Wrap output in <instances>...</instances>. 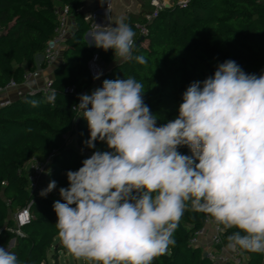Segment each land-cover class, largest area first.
Returning a JSON list of instances; mask_svg holds the SVG:
<instances>
[{
  "label": "clouds",
  "instance_id": "clouds-1",
  "mask_svg": "<svg viewBox=\"0 0 264 264\" xmlns=\"http://www.w3.org/2000/svg\"><path fill=\"white\" fill-rule=\"evenodd\" d=\"M97 26L91 45L112 50L119 64L133 59L130 24L118 18ZM135 59L147 64L144 56ZM144 92L129 77L105 79L79 96L86 147L101 141L109 151H94L66 173L63 202L53 203L65 248L94 264H152L175 245L173 233L190 202L222 230L237 229L228 248L264 254V72L248 74L234 60L219 63L212 76L190 83L178 116L160 126ZM55 188L52 180L40 195ZM0 264L20 262L0 247Z\"/></svg>",
  "mask_w": 264,
  "mask_h": 264
},
{
  "label": "trees",
  "instance_id": "trees-1",
  "mask_svg": "<svg viewBox=\"0 0 264 264\" xmlns=\"http://www.w3.org/2000/svg\"><path fill=\"white\" fill-rule=\"evenodd\" d=\"M82 1L57 0L67 7L73 30L52 69L50 88L11 98L0 107V247L7 249L14 240L8 251L20 264H48V253L60 238L53 203L61 200L59 189L68 187L66 173L78 170L94 151H109L101 141L93 149L86 147L89 129L82 113L74 109L78 99L64 94L68 87L79 94L93 86L87 62L94 52L109 65L96 88L105 79L135 78L143 84V99L156 115L157 126L178 116L183 92L193 81L212 76L219 63L234 60L248 74L264 72V0H172V5L155 14L151 7L139 15L129 14L124 21L135 32L136 46L133 59L121 64L114 61L112 50L86 44L90 25L80 11ZM55 10L53 0H0V89L11 81L20 87L24 76L35 71V58L58 24ZM139 28L146 31L143 37ZM136 56H144L147 64L138 63ZM53 93L55 101L49 102ZM179 151L191 155L187 147ZM31 159L48 160V180L56 181L55 197L30 193L21 168ZM29 204L31 219L21 227L22 236H16L10 231L14 228L11 217ZM204 216L191 210L189 202L173 233L175 245L152 264H212L200 248L190 244ZM234 231L223 230L224 245ZM237 249L246 256V264H264V254Z\"/></svg>",
  "mask_w": 264,
  "mask_h": 264
},
{
  "label": "built area",
  "instance_id": "built-area-1",
  "mask_svg": "<svg viewBox=\"0 0 264 264\" xmlns=\"http://www.w3.org/2000/svg\"><path fill=\"white\" fill-rule=\"evenodd\" d=\"M150 6L154 9L153 14L162 8L159 0H152ZM110 11L111 1L108 0L105 8L96 10L90 15H85V20L89 23L90 29L85 34L84 40L90 48H95L94 45H91L90 33L97 29V25L107 26L110 23ZM55 12L58 24L54 30L52 39L47 42L44 51L41 53V59L39 60L37 69L24 76V83L20 87L11 81L7 86L0 89V107L9 104L10 98L2 97L8 92H14L15 97H22L25 94H33L36 91L45 92L50 88L51 79H46L43 85L39 88L27 89L26 91L20 89L27 82L38 79L44 68L52 70L61 60L66 40L72 33V26L70 23L71 16L67 12V7H63L61 11L56 9ZM139 32L142 37L146 34L144 28H139ZM87 69L92 79L98 74L100 78L104 73V69L97 52H94L87 62ZM98 80L99 79H93V85H96ZM64 94L76 96L79 103V96L81 94H87V91L76 94L73 87H68L64 90ZM74 109L77 112H80L78 108L75 107ZM48 163V160L39 161L37 159H31L22 166L21 170L24 171L26 175L31 194L40 195V192L47 187L49 183ZM50 196L55 197L56 195L52 191L45 197ZM30 204L20 209L11 217L14 223V228L10 231L16 236H22L21 227L26 225L31 219L29 214ZM208 230L210 231L207 235ZM222 235L223 230L221 226L218 225L209 215L205 214L204 224L193 234L190 239V244L191 246L200 248L202 253L206 255L205 258H207L212 264H246V256L243 255L237 248L230 249L227 247V244L224 245L222 242ZM205 238H207L206 243L202 241Z\"/></svg>",
  "mask_w": 264,
  "mask_h": 264
},
{
  "label": "rangeland",
  "instance_id": "rangeland-1",
  "mask_svg": "<svg viewBox=\"0 0 264 264\" xmlns=\"http://www.w3.org/2000/svg\"><path fill=\"white\" fill-rule=\"evenodd\" d=\"M108 0L96 1V0H83L80 5V11L84 15H90L95 10L97 6H101L100 9L106 7V2ZM111 1V21L118 18L127 17L129 14L139 15L145 11H151L150 3L152 0H109ZM162 7L172 5V0H159ZM55 9L61 11L64 6L60 5L57 0H53ZM179 2H182L181 0ZM151 7V8H150ZM90 12V13H88ZM152 12L154 9L152 8ZM147 17V15H146ZM72 19V18H71ZM70 19V20H71ZM145 46V43L143 44ZM106 67L104 66L103 69ZM40 78V77H38ZM96 89V85H93L87 90V94H91L93 90ZM6 95V94H4ZM9 96V94H7ZM1 97V95H0ZM11 241V240H10ZM57 251V253L55 252ZM56 254V258L53 255ZM48 264H94V262H89L83 258H76L72 253H70L63 245L61 238H57L51 248L50 253H48Z\"/></svg>",
  "mask_w": 264,
  "mask_h": 264
},
{
  "label": "crops",
  "instance_id": "crops-1",
  "mask_svg": "<svg viewBox=\"0 0 264 264\" xmlns=\"http://www.w3.org/2000/svg\"><path fill=\"white\" fill-rule=\"evenodd\" d=\"M101 8V6H97V7H95L94 8V10L96 11V10H99ZM88 13H90V12H88ZM111 13H112V10L110 11V13H109V20H110V23L111 22H113V21H115V20H113V21H111ZM125 17H123V19H124ZM70 23H71V26H72V30H73V20L71 19L70 20ZM41 59V54H39V55H37L36 56V58H35V70L37 69V67H38V64H39V60ZM101 64H102V66L104 67H106L105 69H104V71H106L107 69H108V67H109V65H106V64H104V63H102L101 62ZM53 70H48V69H43L42 70V73L40 74V78H38V79H36V80H31V81H29V82H27L24 86H22L20 89L21 90H27V89H34V88H39V87H41L42 85H43V83L45 82V80L46 79H52V77H53V72H52ZM90 89V88H89ZM7 94H9V96L7 95ZM6 95H3L2 97H8V98H15V93L14 92H8ZM209 231L210 230H208V233H207V235L209 234ZM203 242H207V238H205L204 240H202ZM10 243V242H9ZM14 244V243H13ZM13 246V245H12ZM12 246H10V244H8V248H7V250H9Z\"/></svg>",
  "mask_w": 264,
  "mask_h": 264
},
{
  "label": "water",
  "instance_id": "water-1",
  "mask_svg": "<svg viewBox=\"0 0 264 264\" xmlns=\"http://www.w3.org/2000/svg\"><path fill=\"white\" fill-rule=\"evenodd\" d=\"M164 7H169V6H168V5H166V6H164ZM140 40H141V39H140ZM13 243H14V240H11V241H10V243H9V244H10V246H12V245H13ZM205 257H206V255H205V254H203V258H205Z\"/></svg>",
  "mask_w": 264,
  "mask_h": 264
}]
</instances>
